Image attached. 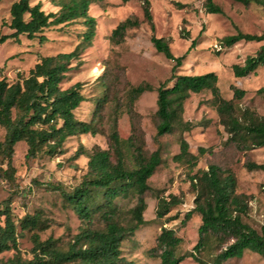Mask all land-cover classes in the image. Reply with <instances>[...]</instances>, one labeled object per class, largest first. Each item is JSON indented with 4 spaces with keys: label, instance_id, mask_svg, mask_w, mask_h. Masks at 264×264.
I'll return each mask as SVG.
<instances>
[{
    "label": "rangeland",
    "instance_id": "obj_1",
    "mask_svg": "<svg viewBox=\"0 0 264 264\" xmlns=\"http://www.w3.org/2000/svg\"><path fill=\"white\" fill-rule=\"evenodd\" d=\"M15 0H0V36L12 32L10 6ZM150 13L154 24V35L168 40L173 55L185 53L182 65L176 74H202L213 71L218 76V88L223 99H232L231 85L245 90L241 99H233L237 111L249 107L264 117V64L243 77H235L232 64L242 63L247 55L253 54L263 42H238L231 47H222L219 39L233 34L236 30L248 33L264 31V9L250 2L238 0H213L222 13L205 11L206 0H149ZM40 3L45 12H55L58 6L51 0H30ZM89 14L96 19L95 36L91 45L72 60L71 68L60 83L65 89L76 82L84 100L73 110L78 120L92 121L98 132L68 137L61 152L49 155L44 148L34 157H27V144L18 141L11 157L13 171L6 166L0 154V226L4 225L5 214L9 213L16 228V246L0 252V264L13 260L14 264H28L32 259V236L37 232L40 240L51 237L59 248H67L82 223L64 200L61 192L52 189L60 186L70 191L87 172L88 155L95 149H110V125L116 117L117 132L126 139L132 132L131 119L127 112V94L131 86L149 84L152 89L143 92L133 103L134 122L140 128L143 151L146 155L158 149L161 162L149 177L143 197L146 208L143 211L145 223L133 234L126 236L120 245L121 255L132 264H159V249L155 248L156 238L162 227L171 228L182 241L177 254L187 255L179 264H264L262 257L245 250L241 257L217 262L216 254L232 241L221 240L210 235L205 246L196 251L193 246L198 239L200 216L194 212L181 223L184 213L193 204L195 190L191 182L194 173L199 174L211 163L221 169H230L236 177V193L247 195L249 209L243 220L259 229L264 221V171L248 170L247 162L264 163V147L247 149L248 143L230 138L221 121L209 90L191 93L183 102L181 123L175 124L171 133L156 135L158 118L156 112V88L163 84L171 86L173 61L157 52L150 41L151 30L144 19L141 0H93ZM137 17L139 24L128 28L123 38L110 39L111 30L127 17ZM85 30L81 19L66 24L51 25L41 34L46 40L7 38L0 43V67L9 83L28 75L29 70L42 56L69 52L81 41ZM195 44L190 48L191 41ZM103 104L95 112L99 101ZM5 129L0 126V141ZM185 139L189 151L197 156L193 165L186 157L176 160L180 141ZM205 151L199 154L198 148ZM77 152V154H76ZM111 159L115 160L112 149ZM129 157V154L125 152ZM175 196L180 203L170 208L167 215L156 217L157 197ZM119 211L117 221L121 225L131 222V209L136 197L133 193L119 196L115 200ZM97 202H103L99 195ZM38 214L44 228L21 229L20 221L25 215ZM95 213L88 225L100 228ZM176 215L177 218L168 220ZM15 260V261H14Z\"/></svg>",
    "mask_w": 264,
    "mask_h": 264
},
{
    "label": "trees",
    "instance_id": "obj_2",
    "mask_svg": "<svg viewBox=\"0 0 264 264\" xmlns=\"http://www.w3.org/2000/svg\"><path fill=\"white\" fill-rule=\"evenodd\" d=\"M123 3L128 0H121ZM244 4L255 2L264 9V0H238ZM58 6L55 12H45L40 3L30 4V0H15L10 6V22L8 27L12 32L0 36V43L7 38L18 39L25 35L29 39L38 38L40 42L46 40L41 32L51 26L66 24L81 19L85 30L81 34V41L69 52L42 56L29 70L28 75L21 80L9 83L2 75L0 67V126L5 129V135L0 141V154L6 160L7 169L12 172L11 161L13 147L18 141L27 144V157H34L44 148L49 155L61 152L64 141L71 136L98 132L92 121L78 120L73 110L84 100L80 92V83L62 89L60 83L71 68L72 60L78 59L82 49L91 45L95 36L96 19L88 10L93 0H51ZM144 19L149 23L150 41L155 50L173 61L171 66V86L159 85L156 88V135L171 133L175 124L181 123L183 102L191 93L209 90L212 102L221 116L222 124L230 134V138L248 143L247 149L264 147V117L242 107L237 111L233 99H241L245 90L231 85L232 99L221 97L217 85L218 76L209 71L202 74H176L182 65L185 53L175 56L172 54L168 40L154 35V24L149 10L150 1L141 0ZM205 11L222 13L219 5L213 0H206ZM137 17H127L111 30L110 39L123 38L128 28L138 26ZM263 42L253 54L247 55L242 63L232 64L235 77H243L254 72L264 64V31L248 33L236 30L233 34L219 39L222 47H231L238 42ZM195 44L191 41L190 48ZM152 87L147 83L131 86L127 94V112L131 119L132 132L126 139H122L117 132L116 117L110 125V149L115 160L112 161L110 149H95L88 155L87 172L80 182L70 191L60 186L52 189L59 190L72 211L82 223L78 231L68 243L67 248H59L55 240L48 237L40 240L37 232L33 233V257L28 264H132L121 255L122 240L134 233L145 223L143 211L146 208L144 193L149 190L147 180L154 173L161 162L158 149L146 155L143 151V138L140 128L134 122V101ZM264 92V87L257 89ZM102 98L97 104L95 112L103 104ZM199 147V154L204 153ZM127 152L129 157L126 155ZM77 154V152H76ZM187 158L193 165L197 156L188 149L185 139L180 141V151L174 156L176 160ZM248 170H263L264 163L247 162ZM195 190L193 206L188 209L181 223L185 222L196 212L200 216L198 239L193 249L200 251L210 235L215 238L232 241L226 244L215 257L217 262L233 257H241L245 250L259 254L264 260V221L256 229L243 220L249 209L247 195L236 193V177L230 169H221L211 163L199 174L191 176ZM264 190V189H263ZM133 193L136 197L135 205L131 209V222L124 226L117 221L119 208L115 199ZM101 195L103 202L98 203ZM180 203L173 195L157 197L156 217L167 215L170 208ZM95 213L98 214L100 228L88 225ZM5 214L4 225L0 226V252L15 248L16 225L9 213ZM177 218L176 215L168 220ZM21 229L44 228V223L38 214L25 215L20 221ZM182 239L173 229L162 227L156 238L155 248L159 249V264H179L187 255L177 254L176 249ZM15 261V260H14ZM2 264H14L13 260Z\"/></svg>",
    "mask_w": 264,
    "mask_h": 264
}]
</instances>
